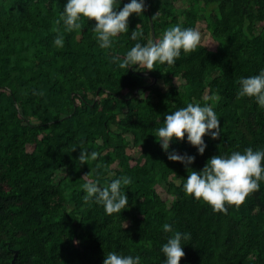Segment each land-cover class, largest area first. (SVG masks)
Masks as SVG:
<instances>
[{
  "label": "trees",
  "instance_id": "1",
  "mask_svg": "<svg viewBox=\"0 0 264 264\" xmlns=\"http://www.w3.org/2000/svg\"><path fill=\"white\" fill-rule=\"evenodd\" d=\"M65 2L0 0V264H103L109 251L162 264L166 221L191 233L180 264H264V180L238 206L213 211L184 192L191 169L168 159L154 134L167 112L211 103L220 137L205 134L203 154L186 137L170 150L194 154L200 170L214 154L264 148V108L237 95L239 77L264 68V0H145L108 49L91 31L94 18L83 17L79 30L63 26ZM198 22L214 50L199 44L153 69L112 60L134 46L136 27L146 43ZM80 147L99 155L81 164ZM124 174L122 212L83 200L87 179L106 185Z\"/></svg>",
  "mask_w": 264,
  "mask_h": 264
},
{
  "label": "clouds",
  "instance_id": "2",
  "mask_svg": "<svg viewBox=\"0 0 264 264\" xmlns=\"http://www.w3.org/2000/svg\"><path fill=\"white\" fill-rule=\"evenodd\" d=\"M122 0H120L121 4ZM116 6V0H66L60 13L62 24L67 30L81 29L83 17L94 18L96 23L91 28L101 48L113 46V38L129 30L131 14L144 12L145 0H128L121 8ZM60 24L61 20L58 19ZM144 33L137 27L131 32V38L136 40L134 46L126 51L121 59L113 55L112 60L118 61L122 67L138 66L143 69H153L154 64H175L182 50L187 53L196 49L201 42V31L196 27H183L181 24L169 26L161 36L148 39L144 43L140 38ZM55 44L63 46L64 36L58 32ZM237 95L254 97L258 106L264 108V68L257 74L239 77ZM222 132L221 119L211 103H187L174 111L167 112L163 124L157 128L155 136L168 159L180 161L187 167L188 175L183 177L182 187L186 194L207 202L213 211H228V204H241L249 193L260 188L264 180V148L246 147L243 151L233 150L230 153L212 155L202 169L191 167L195 155L170 150L171 142L187 139L197 147L200 154L205 152L207 143L205 134L212 138L220 137ZM99 153L89 147H80L78 160L81 164L97 158ZM89 174L86 173L85 176ZM131 183V177L124 174L117 176L106 185H101L96 179L89 178L82 185L83 200H95L104 206L108 214L122 212L129 205V197L123 190V185ZM167 236L161 245L164 254L162 264H180L185 255L182 241L191 237L190 232L175 229L172 223L161 225ZM103 264H141L139 254H124L120 251L106 252Z\"/></svg>",
  "mask_w": 264,
  "mask_h": 264
},
{
  "label": "rangeland",
  "instance_id": "3",
  "mask_svg": "<svg viewBox=\"0 0 264 264\" xmlns=\"http://www.w3.org/2000/svg\"><path fill=\"white\" fill-rule=\"evenodd\" d=\"M181 4H182V2H180V1L176 2L177 6H180ZM196 28L201 31V42H200V44L206 46L210 50H214L215 46H216V43L211 38L210 34L206 31L205 23L204 22H198L196 24ZM173 82L177 86L180 85V80H178V79H174ZM128 151L132 152L134 156H136L137 152H138L137 149H132V148L130 150H128Z\"/></svg>",
  "mask_w": 264,
  "mask_h": 264
},
{
  "label": "water",
  "instance_id": "4",
  "mask_svg": "<svg viewBox=\"0 0 264 264\" xmlns=\"http://www.w3.org/2000/svg\"><path fill=\"white\" fill-rule=\"evenodd\" d=\"M15 257H16V254H15ZM11 264H15V261H14V259L12 260Z\"/></svg>",
  "mask_w": 264,
  "mask_h": 264
}]
</instances>
